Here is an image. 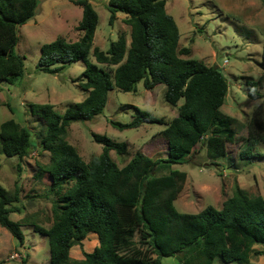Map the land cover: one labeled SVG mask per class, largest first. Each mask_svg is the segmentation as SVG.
I'll return each instance as SVG.
<instances>
[{
  "label": "trees",
  "instance_id": "obj_1",
  "mask_svg": "<svg viewBox=\"0 0 264 264\" xmlns=\"http://www.w3.org/2000/svg\"><path fill=\"white\" fill-rule=\"evenodd\" d=\"M82 8L75 41L57 37L41 46L38 65L57 73L66 65L82 60L81 87L86 97L58 113L52 104H37L31 113L44 122L39 146L49 152V162L39 168L47 175L49 191L56 196L53 221L48 228L32 222L35 232L45 235L50 259L47 264H161V257L178 256L181 264H213L215 257L225 263H249L255 244L264 245V197L236 187L221 208L211 205L195 214L178 212L173 202L186 180L184 171L172 165L188 160L199 144L207 157L217 161L227 156L226 143L234 141V118L220 111L228 83L214 65L183 58L190 50L178 48L179 31L165 10L166 0H108L109 23L117 12L125 15L130 27L129 43L124 33L111 41L106 51L93 47L98 15L88 0H70ZM38 0H0V81L13 83L23 75V60L15 52L17 25L35 12ZM92 51L94 61L89 59ZM101 65L114 66L113 72ZM142 81L146 90L164 85L163 98L176 107L168 121L134 107L128 123L112 122L119 129L137 128L144 122L164 124L158 132L167 144L166 157L153 159L141 150L122 167L109 152L126 151L123 142L106 135L92 134L102 152L85 162L76 148L65 140L72 122L86 121L100 114L114 87L134 91ZM260 84L246 81L247 94L256 99ZM182 99V103L179 101ZM240 158L254 157L255 140L264 136L248 133ZM36 147L26 126L13 119L0 123V154L22 159ZM216 164V163H214ZM164 169L167 173L155 174ZM0 187V226L20 243L21 222L8 214L19 209ZM89 233L98 238L91 252L72 259L70 249Z\"/></svg>",
  "mask_w": 264,
  "mask_h": 264
},
{
  "label": "rangeland",
  "instance_id": "obj_2",
  "mask_svg": "<svg viewBox=\"0 0 264 264\" xmlns=\"http://www.w3.org/2000/svg\"><path fill=\"white\" fill-rule=\"evenodd\" d=\"M88 1L98 15L93 47L106 51L120 33L125 34L129 43L130 27L124 23L125 15L117 12L110 24L108 0ZM165 10L177 25L178 48L190 50L187 56H181L217 66L223 73L228 92L220 111L234 118L231 126L235 137L233 142L226 143L227 156L217 161L210 160L204 146L199 144L188 160L172 165L171 169L186 174L173 202L175 209L188 214L198 213L208 205L219 209L234 195L236 187L264 197V141L255 140L253 152L258 155L240 158L248 133L264 136V0H166ZM81 16L82 8L70 0H38L34 15L16 27L15 52L23 60V75L13 83L0 81V123L13 119L26 126L36 147L22 159L0 154V187L14 199L11 206L19 209L8 217L21 222L24 235L20 243L0 226V264H47L50 259L46 236L31 226L34 221L48 228L56 201L49 191L48 176L39 175V168L49 162V152L38 145L45 125L37 114L31 113V107L49 103L62 114L68 105L86 97L87 91L80 85L85 67L82 60L66 65L57 73L46 72L38 65L43 44L57 37L66 41L80 37L77 25ZM89 59L94 61L92 51ZM101 66L113 72L114 66ZM249 80L262 83L259 98L248 96L246 81ZM164 90V85L146 90L142 81L130 92L114 87L108 92L102 112L90 120L72 122L65 140L85 162L102 152L103 145L93 140V133L125 143L123 154L109 152L118 167L125 165L138 150L153 159L165 158L167 144L158 135L164 124L144 122L127 129L112 125V122H130L135 116L134 107L164 121L170 120L177 108L165 102ZM164 173L167 171L160 169L155 174ZM97 245V235L89 233L81 244L70 249V257L82 259L83 252H91ZM253 248L262 254L251 255L247 264H264V245L255 244ZM179 257H161V264H181ZM213 264L238 263H225L215 257Z\"/></svg>",
  "mask_w": 264,
  "mask_h": 264
}]
</instances>
